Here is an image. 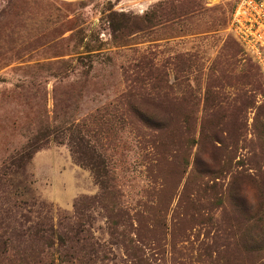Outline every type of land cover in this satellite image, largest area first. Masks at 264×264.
Wrapping results in <instances>:
<instances>
[{
    "label": "rangeland",
    "instance_id": "374dc122",
    "mask_svg": "<svg viewBox=\"0 0 264 264\" xmlns=\"http://www.w3.org/2000/svg\"><path fill=\"white\" fill-rule=\"evenodd\" d=\"M255 1L0 0V264H264ZM144 106L183 126L162 149ZM211 155L222 199L192 203Z\"/></svg>",
    "mask_w": 264,
    "mask_h": 264
},
{
    "label": "trees",
    "instance_id": "16d2710c",
    "mask_svg": "<svg viewBox=\"0 0 264 264\" xmlns=\"http://www.w3.org/2000/svg\"><path fill=\"white\" fill-rule=\"evenodd\" d=\"M144 81L145 79L143 77L140 76L136 77V82L143 83ZM146 107L147 106H144V110H142L143 111L142 121L145 123L147 128H151L152 130L157 132L156 138L160 140L159 148L162 149V145L166 144L165 140L169 139L174 134L176 129L179 128L182 129L183 126L180 123H178L176 118L177 115H175V111H173L172 109L171 110L160 109L161 111L158 112V114H156L155 116H153L154 118H152L151 115L153 114H149L148 108ZM223 145L224 142L222 141V139L217 138V136L214 137V140H212V147L214 148V151L217 153L223 151ZM213 156L214 155H211L212 157L211 159L213 163H215L214 167H211L210 165H205V167L201 170V172H199L201 178H200V182L198 183L199 184L198 188L194 193H192L191 196L188 197L192 203L200 202V200L206 201V198L209 200L214 198V201L218 199H222L223 195L221 197L217 196L219 194L217 193V189L219 188V186L221 188L222 185L219 182L214 181V183L210 186L209 180L205 181L206 177H212V175H214L215 179H219L218 175L221 174V170H222L221 157H219L220 155H218V157L215 156L213 157ZM8 175L9 174L7 171H4L3 173L0 174V188H2L3 186H5V184H7ZM236 190L237 192L234 195V197L236 198L241 197V199L246 198L240 187L237 188ZM242 210H244L245 213L251 211L247 203L243 205ZM0 230L2 231L0 232V249L5 250L9 246V242H10V237L8 236L10 227L9 225L6 224L4 219H0ZM35 236L38 237L36 241L42 242L49 247H53L55 241H59L61 244H63V246H65L67 242L66 234L62 235L53 227H50L48 229L38 230L36 231ZM33 256L34 255L32 254L30 257Z\"/></svg>",
    "mask_w": 264,
    "mask_h": 264
},
{
    "label": "built area",
    "instance_id": "2783aa9c",
    "mask_svg": "<svg viewBox=\"0 0 264 264\" xmlns=\"http://www.w3.org/2000/svg\"><path fill=\"white\" fill-rule=\"evenodd\" d=\"M257 2L255 0H240L238 9L236 10V16H242L246 11V7L256 4Z\"/></svg>",
    "mask_w": 264,
    "mask_h": 264
},
{
    "label": "crops",
    "instance_id": "0c3cea01",
    "mask_svg": "<svg viewBox=\"0 0 264 264\" xmlns=\"http://www.w3.org/2000/svg\"><path fill=\"white\" fill-rule=\"evenodd\" d=\"M60 1H65V2H78V1H85V0H60Z\"/></svg>",
    "mask_w": 264,
    "mask_h": 264
}]
</instances>
